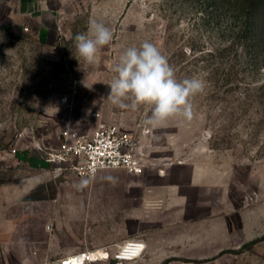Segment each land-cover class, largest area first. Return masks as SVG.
Instances as JSON below:
<instances>
[{
    "label": "rangeland",
    "instance_id": "1",
    "mask_svg": "<svg viewBox=\"0 0 264 264\" xmlns=\"http://www.w3.org/2000/svg\"><path fill=\"white\" fill-rule=\"evenodd\" d=\"M229 1L0 0V182L51 176L63 191L59 206L88 203L96 209L97 195L76 194L117 193L119 185L137 184L143 175L118 169L82 179L56 168L48 152L60 146L67 130L89 137L102 124H118L151 143L164 163L180 161L175 151L182 157L212 152L231 165L235 192L264 210V50L243 31L254 19L264 21V8L250 17ZM90 19L113 32L93 66L74 45ZM145 40L168 58L177 79L205 82L203 93L192 98L190 121L172 119L151 129L144 125L146 108L122 110L108 101L107 83L119 55ZM257 249L258 264H264V240Z\"/></svg>",
    "mask_w": 264,
    "mask_h": 264
},
{
    "label": "crops",
    "instance_id": "2",
    "mask_svg": "<svg viewBox=\"0 0 264 264\" xmlns=\"http://www.w3.org/2000/svg\"><path fill=\"white\" fill-rule=\"evenodd\" d=\"M180 154L170 163L157 158L141 182L117 193L76 194L97 195L96 209L59 206L63 191L51 176L0 182V264H61L83 250L110 253L91 264H258L264 210L235 192L227 161ZM132 238L145 241L144 255L118 262L113 253Z\"/></svg>",
    "mask_w": 264,
    "mask_h": 264
},
{
    "label": "clouds",
    "instance_id": "3",
    "mask_svg": "<svg viewBox=\"0 0 264 264\" xmlns=\"http://www.w3.org/2000/svg\"><path fill=\"white\" fill-rule=\"evenodd\" d=\"M113 40V32L105 23L90 19L87 31L74 37L76 53L85 64L93 66L99 51ZM114 75L107 85L108 101L122 110L137 111L144 107L150 115L144 125L151 129L165 126L169 120L190 121L192 98L203 93L205 82L197 77L177 79L168 58L152 42L129 46L113 65Z\"/></svg>",
    "mask_w": 264,
    "mask_h": 264
},
{
    "label": "built area",
    "instance_id": "4",
    "mask_svg": "<svg viewBox=\"0 0 264 264\" xmlns=\"http://www.w3.org/2000/svg\"><path fill=\"white\" fill-rule=\"evenodd\" d=\"M68 99L65 96L62 101L67 102ZM149 132V128L144 131ZM151 146V143L118 124H102L89 137L67 130L60 146L48 152L47 160L56 168L70 170L75 176L87 180L93 179L102 170L110 169H123L130 174L141 175L157 164L158 157L154 156ZM160 171L164 172V169ZM145 250L146 243L142 238H132L121 243L112 257L123 263L143 256ZM95 253L97 256H94ZM106 253L83 250L67 256L61 264H91L109 259L110 253Z\"/></svg>",
    "mask_w": 264,
    "mask_h": 264
},
{
    "label": "trees",
    "instance_id": "5",
    "mask_svg": "<svg viewBox=\"0 0 264 264\" xmlns=\"http://www.w3.org/2000/svg\"><path fill=\"white\" fill-rule=\"evenodd\" d=\"M229 2L239 5L250 17L253 16L255 9L264 8V0H230ZM252 21L243 31L246 35L249 34L252 45L264 50V21L261 24H258L256 19Z\"/></svg>",
    "mask_w": 264,
    "mask_h": 264
},
{
    "label": "bare ground",
    "instance_id": "6",
    "mask_svg": "<svg viewBox=\"0 0 264 264\" xmlns=\"http://www.w3.org/2000/svg\"><path fill=\"white\" fill-rule=\"evenodd\" d=\"M100 252H101V254H107L106 251H104V252L100 251ZM94 256H97V254L95 253ZM105 257H108V256L106 255Z\"/></svg>",
    "mask_w": 264,
    "mask_h": 264
}]
</instances>
